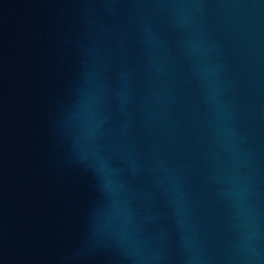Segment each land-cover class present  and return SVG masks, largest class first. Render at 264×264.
<instances>
[{
    "label": "water",
    "instance_id": "1",
    "mask_svg": "<svg viewBox=\"0 0 264 264\" xmlns=\"http://www.w3.org/2000/svg\"><path fill=\"white\" fill-rule=\"evenodd\" d=\"M0 264H264V0H0Z\"/></svg>",
    "mask_w": 264,
    "mask_h": 264
}]
</instances>
